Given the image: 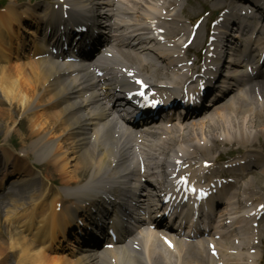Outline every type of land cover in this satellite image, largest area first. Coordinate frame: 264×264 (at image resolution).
Returning a JSON list of instances; mask_svg holds the SVG:
<instances>
[{"label":"bare ground","instance_id":"6f19581e","mask_svg":"<svg viewBox=\"0 0 264 264\" xmlns=\"http://www.w3.org/2000/svg\"><path fill=\"white\" fill-rule=\"evenodd\" d=\"M212 1L219 3L224 0ZM184 2L57 0L46 8L37 5L21 9L17 0H10L0 11V61L6 62L0 66V92L3 94L0 108L4 100L9 102L10 108L6 112L12 122L15 111L32 112L31 116L35 117L32 116L31 128L26 130L29 133L26 140L33 141L31 151L25 144L23 157L15 155L16 160L12 159L14 153L9 149L0 155V177L4 178L0 179V192L14 193L18 185H23V196L32 190V200H35V208L29 217L20 206L13 211L8 210L5 220L7 234H0V264H5L11 254H7L8 249L16 248L9 247L6 238H13L19 228L35 238L29 243L23 235V241L31 249L39 245L42 249L30 264H241L242 258L248 264L262 263L263 250L259 248L264 240L257 237H261L260 231L257 234L250 227L247 233L244 228L250 225L252 218L254 223L258 222L255 209L260 204L264 205V193L253 188L252 183L240 186L241 180L248 175L246 171L255 169L252 165H256L254 159L264 176V152L261 151V157H257L253 155L256 150L251 149L257 142H264V101L259 100V94L264 92V82L254 79L249 72H256L251 63L256 48L242 45L232 54L230 64H227L228 68L230 65L227 73L230 89L227 88L223 98L213 104L209 114L207 110H199L181 119L171 116L159 123L156 121L157 111L162 113L172 109H164L169 104H163L148 111L149 119L144 121V126L137 127L128 123L115 105L110 106L115 96L113 82L130 83L132 79L126 78L127 75H135L138 81L150 86L136 89L147 93L155 91L166 98L170 94L175 97L185 92L196 93L195 68L181 65L187 62L181 59V41L190 34L189 28L180 20L181 13L185 12L182 8ZM65 13L69 17L94 19L92 21L97 23L108 21L111 38L103 46L105 52L98 51L102 55L97 53L99 56L96 58L79 63L69 62L65 60L69 57L66 54L56 55L55 49L59 47L56 43L49 46L42 41L39 24L58 28L64 23L62 15ZM93 22L91 24H97ZM27 23L37 27L35 33L27 32L34 37L31 42H27V36L22 33L27 31ZM115 28L118 29L116 32ZM122 29L130 34L137 33V37L129 42L122 40L121 35H115ZM156 29L163 30L164 34ZM260 30L256 34L259 35V38L256 36L257 44L264 43L263 29ZM158 35L164 37V44L154 39ZM133 41L139 44L133 45ZM31 43L34 50L31 54H36L39 59L13 62L27 56L20 51L27 50ZM217 49L224 52L225 46L218 44ZM209 52L210 49L207 54ZM218 56L219 53L217 59L206 57V71L212 70L210 75L220 73L226 63ZM209 59L212 64H208ZM159 61L164 68L157 65ZM97 72L103 76L96 75ZM231 90V98L224 101ZM151 122L157 123L148 127ZM232 143L245 147L236 156L245 165L234 168L242 178L225 186V194L216 204V223L205 232L207 235L198 233L199 228L195 231L190 228L180 230L167 223L142 221L134 236L124 245L114 246V249L100 252V246L87 245L76 237L75 245L71 244L75 250L71 251L70 258L54 253L59 249L57 245L68 239L71 233H78L77 217L82 221L85 219L86 223L80 231L85 235L90 233L94 221L88 223L86 219H91L89 212L94 207L100 208V202L109 194L126 197L133 190L127 189L129 185L141 184L142 166L167 171L168 182L178 180L183 187L186 182L197 179L196 170H201L197 165L206 161L199 157ZM31 153L37 154L39 163L49 161L44 177L33 171L34 166L29 161ZM217 159L208 162L215 163ZM113 162L115 166L111 168L109 164ZM83 172L89 174L87 180L85 175L80 178ZM59 176L63 181V192L48 186ZM252 180L259 179L254 177ZM250 193L257 194L247 196ZM58 203L62 204L60 211ZM74 205L76 209H73ZM145 206L150 209L153 204L147 199ZM81 211L83 215H80ZM230 215L233 219L235 216L234 226L243 229L241 238L226 222ZM259 218L264 222V215ZM163 241H167V247ZM17 264H27L25 256Z\"/></svg>","mask_w":264,"mask_h":264},{"label":"rangeland","instance_id":"374dc122","mask_svg":"<svg viewBox=\"0 0 264 264\" xmlns=\"http://www.w3.org/2000/svg\"><path fill=\"white\" fill-rule=\"evenodd\" d=\"M25 2L28 0H24ZM202 12V5H198V4H194V6H192V12L191 14L193 15H199ZM6 109L8 108L7 103L4 102V106ZM41 110V109H38ZM27 113H16L14 120L17 121V123L20 121L21 118H23L24 116H26ZM15 128V125H12V121L10 119H8L7 115L2 116V119L0 117V152L2 151V146H4V144L7 142L11 147V140H10V135L13 132V142L15 143V145L17 146V150L20 151L22 148V136L20 135L19 131L16 129L15 131H10L12 129ZM257 128V127H256ZM255 128V129H256ZM20 130V129H19ZM237 146H235L236 148ZM229 148H226V150H228ZM219 154H222V149L220 151H213L210 155L207 156H217ZM36 162V159H33V164ZM258 174V173H257ZM252 176H249L245 181L248 182L249 180H251ZM256 183H253V185H255ZM264 185V184H262ZM257 188V187H256ZM0 197L3 198V200L5 201V203L9 202V199L12 198V195H8V196H4V195H0ZM18 200L19 204H22L24 202H26V206H28L27 204H29L30 200L28 201H22V200ZM14 208L11 205H8L7 208H5L4 210H13ZM27 214V217H29L32 213V207H28V211H25ZM0 219H2L3 221V215L0 213ZM0 232L1 234L5 233L4 230V226H2L0 228ZM21 234L19 233V231H17V235L13 240H7L8 242V246L10 247H16L17 249H13L12 252L14 253V255L12 256L11 253V257L8 260V264H16L17 261L25 255H29L30 259H32V254L33 251L30 249H26V246L24 245L23 240L20 238ZM22 254V255H21Z\"/></svg>","mask_w":264,"mask_h":264},{"label":"snow or ice","instance_id":"6c2138e0","mask_svg":"<svg viewBox=\"0 0 264 264\" xmlns=\"http://www.w3.org/2000/svg\"><path fill=\"white\" fill-rule=\"evenodd\" d=\"M193 191H194V189H193Z\"/></svg>","mask_w":264,"mask_h":264}]
</instances>
